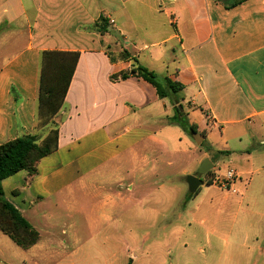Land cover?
Returning <instances> with one entry per match:
<instances>
[{
  "label": "crops",
  "instance_id": "obj_1",
  "mask_svg": "<svg viewBox=\"0 0 264 264\" xmlns=\"http://www.w3.org/2000/svg\"><path fill=\"white\" fill-rule=\"evenodd\" d=\"M44 51L79 58L58 149L34 176L22 170L2 181L5 198L39 232L29 250L46 246L42 233H74L79 215L91 231L112 222L119 205L173 212L176 158L190 144L181 104L187 128H209L202 135L211 151L219 142L242 146L229 150L240 179H264V0H0V145L38 132ZM134 59L184 89L161 99L144 79H122ZM66 244L57 241L62 252Z\"/></svg>",
  "mask_w": 264,
  "mask_h": 264
},
{
  "label": "rangeland",
  "instance_id": "obj_2",
  "mask_svg": "<svg viewBox=\"0 0 264 264\" xmlns=\"http://www.w3.org/2000/svg\"><path fill=\"white\" fill-rule=\"evenodd\" d=\"M110 32L115 41L125 45L116 29ZM181 105L183 122L188 125L186 107ZM52 128L38 130L39 140ZM189 128L185 129L188 154L176 158L173 171L175 202L169 215H139L130 212L129 206L119 205L112 222H100L91 231L81 226L85 215H79L80 226L74 233H42L46 246L35 250L19 247L0 231V264H264V179H240L235 185L238 195L217 186V180L233 166L229 156L235 153L229 150L242 146L236 142L226 148L219 142L211 151L209 140L198 145L193 137L209 128L194 127L193 133ZM206 159L214 167L202 175L204 185L199 191L190 194L186 178L198 175ZM162 206L160 202L159 209ZM57 241H66L68 250L62 252ZM65 254L75 256L67 258Z\"/></svg>",
  "mask_w": 264,
  "mask_h": 264
},
{
  "label": "trees",
  "instance_id": "obj_3",
  "mask_svg": "<svg viewBox=\"0 0 264 264\" xmlns=\"http://www.w3.org/2000/svg\"><path fill=\"white\" fill-rule=\"evenodd\" d=\"M226 7H234L246 0H234ZM99 27L106 31L107 24ZM130 55L123 52L122 60L129 59ZM79 54L75 52L44 51L41 56V75L38 98V111L36 115V130H41L49 125V130L43 140L37 134H26L0 145V231L11 238L19 247L28 250L36 245L40 239L39 232L23 217V215L5 198L2 181L16 173L25 170L30 176L37 173L39 161L58 149L60 114L65 104ZM144 79L154 86L158 96L163 99L170 94H176L184 89L178 82L168 78L159 79L158 76L138 64L134 59L132 68L128 73H122L121 78L129 76ZM181 116L180 108H176ZM181 127L187 130V124L181 122ZM195 132L194 127L189 128Z\"/></svg>",
  "mask_w": 264,
  "mask_h": 264
},
{
  "label": "water",
  "instance_id": "obj_4",
  "mask_svg": "<svg viewBox=\"0 0 264 264\" xmlns=\"http://www.w3.org/2000/svg\"><path fill=\"white\" fill-rule=\"evenodd\" d=\"M180 110L182 111V107H179ZM194 140L195 142L200 145L204 139V136L202 134H193ZM214 167L213 162L210 159H206L199 172L198 175L194 176V175H189L186 178V182L188 185V189H189V193L190 194H196L199 189L204 185L203 180L201 179L202 175H206L209 171H211Z\"/></svg>",
  "mask_w": 264,
  "mask_h": 264
},
{
  "label": "built area",
  "instance_id": "obj_5",
  "mask_svg": "<svg viewBox=\"0 0 264 264\" xmlns=\"http://www.w3.org/2000/svg\"><path fill=\"white\" fill-rule=\"evenodd\" d=\"M239 180L240 176L238 175L237 171L234 168L229 167L225 175L217 180L216 185L220 186L227 192L238 195L240 192L235 185Z\"/></svg>",
  "mask_w": 264,
  "mask_h": 264
},
{
  "label": "flooded vegetation",
  "instance_id": "obj_6",
  "mask_svg": "<svg viewBox=\"0 0 264 264\" xmlns=\"http://www.w3.org/2000/svg\"><path fill=\"white\" fill-rule=\"evenodd\" d=\"M201 179H202V177H201Z\"/></svg>",
  "mask_w": 264,
  "mask_h": 264
}]
</instances>
